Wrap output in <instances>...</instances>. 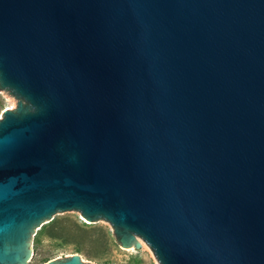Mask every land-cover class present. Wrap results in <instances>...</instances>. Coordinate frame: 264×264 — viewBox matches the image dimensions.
I'll list each match as a JSON object with an SVG mask.
<instances>
[{"label":"water","instance_id":"obj_1","mask_svg":"<svg viewBox=\"0 0 264 264\" xmlns=\"http://www.w3.org/2000/svg\"><path fill=\"white\" fill-rule=\"evenodd\" d=\"M0 88V264L78 215L158 264H264V0H0Z\"/></svg>","mask_w":264,"mask_h":264},{"label":"rangeland","instance_id":"obj_2","mask_svg":"<svg viewBox=\"0 0 264 264\" xmlns=\"http://www.w3.org/2000/svg\"><path fill=\"white\" fill-rule=\"evenodd\" d=\"M15 100L9 99L0 88V112L4 108L14 109ZM1 115V113H0ZM87 229L86 235L79 239L82 250L75 251L71 242L61 243L45 235H37L33 246V263L41 264L50 259H63L71 253H78L84 262L91 264H158L149 247L143 242L138 248L127 253L114 239L112 229L106 224L92 228L81 215L68 217ZM109 239V248L102 250L104 236ZM141 241V240H140ZM142 242V241H141ZM145 245V246H144Z\"/></svg>","mask_w":264,"mask_h":264},{"label":"trees","instance_id":"obj_3","mask_svg":"<svg viewBox=\"0 0 264 264\" xmlns=\"http://www.w3.org/2000/svg\"><path fill=\"white\" fill-rule=\"evenodd\" d=\"M87 229L77 224L74 220L70 218H63L54 220L49 224L44 230H42L39 235H45L49 239L57 240L61 243L71 242L74 244L75 251L82 250L79 243V239L86 235ZM109 239L107 235L104 236L101 242L102 250H107L109 248Z\"/></svg>","mask_w":264,"mask_h":264},{"label":"bare ground","instance_id":"obj_4","mask_svg":"<svg viewBox=\"0 0 264 264\" xmlns=\"http://www.w3.org/2000/svg\"><path fill=\"white\" fill-rule=\"evenodd\" d=\"M138 242L140 243V245L143 243V242H141L139 239H138ZM145 246V245H144Z\"/></svg>","mask_w":264,"mask_h":264}]
</instances>
